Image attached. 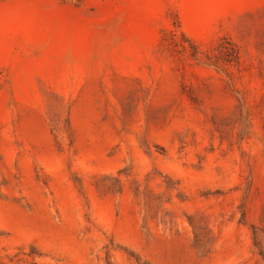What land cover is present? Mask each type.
Here are the masks:
<instances>
[{"label":"rangeland","instance_id":"374dc122","mask_svg":"<svg viewBox=\"0 0 264 264\" xmlns=\"http://www.w3.org/2000/svg\"><path fill=\"white\" fill-rule=\"evenodd\" d=\"M0 264H264V0H0Z\"/></svg>","mask_w":264,"mask_h":264}]
</instances>
